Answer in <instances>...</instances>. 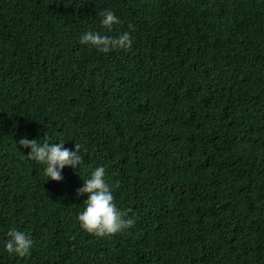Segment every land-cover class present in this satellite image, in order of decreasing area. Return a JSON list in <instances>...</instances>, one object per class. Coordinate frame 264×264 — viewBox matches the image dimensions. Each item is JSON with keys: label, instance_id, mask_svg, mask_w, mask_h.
I'll use <instances>...</instances> for the list:
<instances>
[{"label": "trees", "instance_id": "obj_1", "mask_svg": "<svg viewBox=\"0 0 264 264\" xmlns=\"http://www.w3.org/2000/svg\"><path fill=\"white\" fill-rule=\"evenodd\" d=\"M46 135L80 146L60 182L19 146ZM100 166L136 221L104 238L77 220ZM0 264H264V0H0Z\"/></svg>", "mask_w": 264, "mask_h": 264}, {"label": "clouds", "instance_id": "obj_2", "mask_svg": "<svg viewBox=\"0 0 264 264\" xmlns=\"http://www.w3.org/2000/svg\"><path fill=\"white\" fill-rule=\"evenodd\" d=\"M100 16L102 27L109 31L120 22L115 13L108 9L102 11ZM129 29L132 30L133 26L129 25ZM79 42L95 47L101 53L130 50L133 44L130 32H123L113 38L88 31L80 37ZM42 141L43 143H40L37 140L21 138L19 146L31 150L27 158L44 166V174L49 178L48 180L60 182L63 179L61 172L65 167L79 171L83 157L79 154L78 144H75L73 151L66 149L63 143H49V135H46ZM76 195L87 196L77 220L80 227L89 234L99 238L111 237L132 228L136 223L134 216L129 215L132 209L121 210L115 203L113 188L106 180V169L102 166L96 167L91 172L90 178L83 180V186L77 190ZM7 236L8 239L5 241L7 253L20 258L31 254L34 242L24 232L10 229Z\"/></svg>", "mask_w": 264, "mask_h": 264}]
</instances>
